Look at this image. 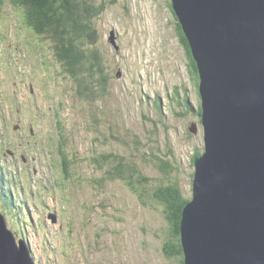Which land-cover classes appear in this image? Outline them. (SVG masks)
Returning <instances> with one entry per match:
<instances>
[{"label": "rangeland", "instance_id": "374dc122", "mask_svg": "<svg viewBox=\"0 0 264 264\" xmlns=\"http://www.w3.org/2000/svg\"><path fill=\"white\" fill-rule=\"evenodd\" d=\"M96 2L103 8L90 27L108 77L105 93L89 101L75 98L69 73L59 67L54 77L49 70L58 69L54 59L43 71L47 51L38 29L24 25L22 9L1 6L0 150L5 155L0 165L4 180L21 169L14 187L31 208L18 207L10 182L5 188L16 199L10 205L15 213L2 205L0 211L16 243L27 241L35 264H179L163 251L169 226L161 205L150 197L152 190L139 195L110 174L109 160L98 164L95 159L109 153L125 157L140 171L137 175L148 178L149 187L164 181L162 164L177 165L170 177L190 197L192 156L203 150V128L185 47L168 0ZM27 48L39 56L23 53ZM92 78L98 82L96 72ZM185 100L194 111L177 115L185 111ZM56 111L65 119L68 137L64 168L55 153L58 136L51 119ZM31 120L42 140L46 136L47 149L43 153L42 142V156L36 148L24 150L22 161L14 150L29 149L27 139L20 145L18 137L24 128L28 134Z\"/></svg>", "mask_w": 264, "mask_h": 264}, {"label": "water", "instance_id": "95a60500", "mask_svg": "<svg viewBox=\"0 0 264 264\" xmlns=\"http://www.w3.org/2000/svg\"><path fill=\"white\" fill-rule=\"evenodd\" d=\"M199 74L203 150L183 264H264V0H170ZM0 264H33L0 213Z\"/></svg>", "mask_w": 264, "mask_h": 264}, {"label": "trees", "instance_id": "16d2710c", "mask_svg": "<svg viewBox=\"0 0 264 264\" xmlns=\"http://www.w3.org/2000/svg\"><path fill=\"white\" fill-rule=\"evenodd\" d=\"M3 4H11L13 7L21 8L23 23L33 27V29L34 27L38 29H35L37 35L41 42L47 43L48 50L59 65L61 72L69 73L67 75H69L73 83L75 97L89 101L92 99V95L105 93L104 91L107 87L106 77L108 75L105 76L103 72L105 65L102 54L95 47L96 39L98 40L95 36L96 30L90 27V25L95 23L94 18L101 12L103 3L98 4L96 0H0V6ZM168 6L176 22V32L179 40L185 47L191 81L195 87H198L199 74L196 62L192 56L187 38L172 9L170 0H168ZM85 40L87 44H82ZM95 72L98 78L97 83L92 78ZM97 86L98 89L96 90ZM183 94H185V97L187 96L185 92ZM156 106L160 107L158 99ZM183 106L186 107L185 111L178 112L176 113L177 115H185L187 111L189 113L194 111V107H189L187 100H185ZM198 111L199 113L201 112L200 102ZM64 138L66 137L64 136ZM168 151L171 152V148ZM201 152L198 149L193 151L192 164L193 158L200 155ZM155 157L159 162L160 156L155 155ZM101 160H109L112 169L110 174L124 180L139 195H141V191L148 194L152 190L150 197L152 196L155 199L154 201L161 205L169 226L167 233H165V237L167 235L168 237L163 244V251L167 257L176 259L179 264H183V252L180 243V220L182 208L190 197H186L178 181L172 176L170 177L172 171L177 170V165L162 164L164 181L161 182L162 184L149 187L147 186L148 178L137 175L140 171L134 164L125 162V157L109 153L98 158L97 163L100 164ZM136 176L138 177L136 178ZM136 184H139V188ZM142 188L143 190H141ZM0 190H3L1 184ZM2 192L5 196L4 199H6V191ZM7 198H9V202V193Z\"/></svg>", "mask_w": 264, "mask_h": 264}]
</instances>
